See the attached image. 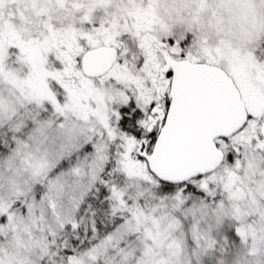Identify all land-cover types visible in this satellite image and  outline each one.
Instances as JSON below:
<instances>
[{
  "label": "snow or ice",
  "instance_id": "6c2138e0",
  "mask_svg": "<svg viewBox=\"0 0 264 264\" xmlns=\"http://www.w3.org/2000/svg\"><path fill=\"white\" fill-rule=\"evenodd\" d=\"M209 3L100 4L103 15L94 18V33L107 62L95 75L85 71L79 87L69 76L49 77L50 90L36 91L37 69L25 63L19 70L29 60L24 46L10 48L8 59L0 45V181L18 145L29 137L58 143L56 171L68 178L69 195L62 203L49 199L43 184L36 185L34 200L44 201L54 220L40 264H125L123 248L102 259L97 249L137 219L133 193L143 195L133 183L137 179L179 209L190 232L191 264H264V236L248 237L235 205L228 203L241 170L264 167V111H249L242 126L216 136L233 94L217 66L203 59L227 53L232 84L240 77L248 86L243 76L248 65L264 75V0L240 5L250 23L234 41L213 38L216 21L206 11ZM96 7L92 0H51V5L44 0L41 18L46 23L55 8L87 22ZM77 60L85 69L86 54ZM55 66L72 72L67 61ZM32 205L28 196L11 207L0 201V228L17 210L30 213ZM0 264L14 262L0 252Z\"/></svg>",
  "mask_w": 264,
  "mask_h": 264
},
{
  "label": "rangeland",
  "instance_id": "374dc122",
  "mask_svg": "<svg viewBox=\"0 0 264 264\" xmlns=\"http://www.w3.org/2000/svg\"><path fill=\"white\" fill-rule=\"evenodd\" d=\"M92 2L97 4V7L89 14L87 22L79 20L75 14L68 16L62 10L53 8L51 16L45 23L41 18V8L44 5V0H7L0 7V45L5 46L8 59H11L10 48L17 47L19 44L24 46V49L28 52L29 60L21 62L19 70H24L25 63L37 69V78L32 83V87L36 91L45 92L50 90L49 77L64 79L65 76H69L73 85L79 87L76 82L83 75V72L78 66L77 57L81 53L86 54L89 52L86 45L92 46L91 50L99 48L100 41L94 33L95 23L93 20L103 15V10L99 5L111 3V0H92ZM244 2L245 0H211L206 11L216 21V24H214L216 30L212 34L213 38H228L234 41L239 33L247 28L250 21L240 8V5ZM48 4L51 5V0H48ZM89 24L91 27L87 26ZM203 59L208 60L210 64L214 63L217 70L226 76L229 83L234 86L239 94L247 113L249 111H264V75H261L254 65H248L243 69V76L248 85L245 87L240 77L236 78V84H232V77L229 76V72L232 71V61L227 53L220 52L216 56L203 57ZM57 60L61 63L67 61L72 68V72L68 73L63 69L56 68L55 61ZM220 65L224 67L221 68ZM85 78L87 79V77ZM89 83L91 84L92 81L89 80ZM18 152L21 157L27 155L31 164L30 170L24 172L20 178L21 188H25L24 185L27 182L28 175L31 178L35 177L33 179L35 181L45 180L47 178L45 176L46 166L51 167L52 171L51 169L50 171L53 176L57 174L55 170L61 158V153L58 143L51 137L48 139L29 137L18 145ZM21 171L23 172V169ZM241 171L242 175L232 185L231 193H229L234 199L228 201V203L235 205L237 218L244 226L247 236L256 239L264 236V167L256 170L245 167ZM138 180L133 183L139 185V191L143 192V195L133 193L132 210L137 217H139L140 209H143L146 214H151L152 219L148 220L147 224L152 228L153 236L156 239L146 237V230L143 224L140 223L144 217H139V220H133L132 226L126 228L122 235H118L112 240L115 247L110 248L107 255L111 256L118 252L120 250V239H124L127 245L135 247L132 249L134 253L147 258L146 264H156V260L161 257L151 259L150 256L145 255L146 248L148 245H152L153 248L159 251V241L163 240L164 235H167V233L157 236V232H163L164 228L169 224H173L176 227L169 229L172 236H169L165 241L161 256L164 258L165 264L188 263L187 260H182L192 254V244L187 227L178 218L174 222H168V219H170L169 207L173 208V205L168 201L154 200L156 201L153 204L154 206L146 202V197L153 198V194H151L153 190L149 189L146 181L139 180L138 183ZM218 180L221 186L225 182L221 174H218ZM67 188L69 189V185L63 184L61 178L57 177L54 180L53 191H68ZM150 207L155 211H151ZM138 223H140L139 231L135 230ZM157 224H159V229L156 227ZM4 238L0 234V240ZM174 238L179 243L178 250L176 248L168 249L167 247ZM33 259L37 258L33 257Z\"/></svg>",
  "mask_w": 264,
  "mask_h": 264
},
{
  "label": "clouds",
  "instance_id": "9594fccd",
  "mask_svg": "<svg viewBox=\"0 0 264 264\" xmlns=\"http://www.w3.org/2000/svg\"><path fill=\"white\" fill-rule=\"evenodd\" d=\"M30 155V154H29ZM19 160V162H17ZM31 164L28 160V156H20L17 151L16 155L12 157L10 161V166L7 169L10 170L3 173V183H0V191L3 195H0V201L11 207L15 204L16 200L20 198L21 195L27 196L28 192L31 191L29 188L25 191L20 186V178L23 176L24 172L30 170ZM23 169V172L21 171ZM140 182L139 180L137 181ZM69 192L64 190L49 191V199L55 197L57 203H62L67 201ZM15 197V199H12ZM33 205L28 215H23L17 210L10 217L9 225L4 228H0V234L5 238L0 240V252L5 255L10 256L14 264H39V259L42 253L46 250L47 235L52 231L54 226V220L49 208L44 204V201H35L34 196ZM155 209H152L154 211ZM139 217H144L140 223L143 224L146 230V237L153 236L152 228L147 224V221L152 219L151 214H146L143 209L139 210ZM139 217L137 219L139 220ZM140 223L137 224L136 229L139 231ZM159 229V224L156 225ZM176 226L169 224L163 229V232L158 231L157 236L164 235V239L159 241L160 250L153 248L152 245H148L145 251V255L150 256L151 259L156 257H161L156 260V264H165L164 258L161 256V252L164 250L163 245L167 241L169 236H172V232L169 229H174ZM146 243V240H145ZM115 247L112 241L106 242V244L99 249H97L99 258H103L108 254L109 249ZM168 249L176 248L179 249V243L174 238L171 243L167 245ZM175 254V253H174ZM36 257L37 259H33ZM170 260V258H169Z\"/></svg>",
  "mask_w": 264,
  "mask_h": 264
},
{
  "label": "trees",
  "instance_id": "16d2710c",
  "mask_svg": "<svg viewBox=\"0 0 264 264\" xmlns=\"http://www.w3.org/2000/svg\"><path fill=\"white\" fill-rule=\"evenodd\" d=\"M13 156H15V153H13L12 157H13ZM56 167H58V165H57ZM56 167H55V168H56ZM50 169H51L50 166H46V173H45V176H46L47 178H46L45 180L35 181V180H33L35 177L31 178V177L28 175L27 182H26V184L24 185V186H25L24 190L27 191L29 188L31 189V191L28 192V195H27V196L29 197L30 202H32V197L35 196L36 193H37L36 185H37L38 183L43 184L44 187L47 189L48 192H49V191H53L54 180L57 179V177L61 178V182H62L63 184H65V185L68 184V183L66 182L68 178H67L65 175H61L59 172H57V171L55 170V171L57 172V174H54V176H53V173L51 172L52 169H51V171H50ZM5 171H8L9 174H10L9 169H7L6 166H5V168H4V172H5ZM0 183H3V181H0ZM62 186H63V185H62ZM63 187H65V186H63ZM67 190H68V188H67ZM1 193H2V194H1ZM0 194L3 195V192L0 191ZM23 196H24V195H21L20 198L17 199V200H20ZM149 198H150V199H149ZM14 199H15V197H14ZM17 200H16V201H17ZM154 200H160V199H159L158 197H156L155 195H153V198H152V197H146V198H145V201H146V202H149L151 206H154L153 204L156 203V201H154ZM143 201H144V200H143ZM13 205H14V204H13ZM13 205H12V206H13ZM169 208H170V210H169V216H170L169 218H170V219H168V222H174V221H176L177 218H178V219L181 220L180 222H181L185 227H187L186 224H185V221L182 220V219L180 218V216L177 215V212L179 211V209H177V208H175V207H173V208H172V207H169ZM149 209L152 211L153 208L150 207ZM19 211H20V213L23 214V215H28V214H29V213L24 212L23 209H20ZM154 211H155V210H154ZM164 223H165V222H164ZM176 224H178V223H176ZM187 230H188V228H187ZM188 231H189V230H188ZM189 235H190V232H189ZM47 236H48V235H47ZM187 239H189V238H187ZM121 248L124 249V252L121 253V254L124 255V253H128V256H129V258L125 261V264H140V263H142V264H146V263H147V262H146V259H147V258H146V257H142V256H140V255L137 254V253H134L132 249L135 248V247H131L130 245H127V244L124 242V239H120V249H121ZM118 251H119V250H118ZM190 257H191V256H190ZM190 257H184L182 260H187L188 263H186V264H191ZM39 264H40V259H39Z\"/></svg>",
  "mask_w": 264,
  "mask_h": 264
},
{
  "label": "water",
  "instance_id": "95a60500",
  "mask_svg": "<svg viewBox=\"0 0 264 264\" xmlns=\"http://www.w3.org/2000/svg\"><path fill=\"white\" fill-rule=\"evenodd\" d=\"M112 54L115 55L114 49ZM86 56L87 66L85 69H82V72L84 73L85 71H87L89 76L95 75L97 71L101 69L107 62V52L105 49H102L100 47L87 52ZM219 72L222 76L226 78V76L221 71ZM229 84L231 85V83ZM231 91L233 94V103L231 105L230 113L226 120L216 126V136H219L221 134H228L229 132H234L237 128L242 126L245 120L247 119V111L233 85H231Z\"/></svg>",
  "mask_w": 264,
  "mask_h": 264
},
{
  "label": "flooded vegetation",
  "instance_id": "af4514ba",
  "mask_svg": "<svg viewBox=\"0 0 264 264\" xmlns=\"http://www.w3.org/2000/svg\"><path fill=\"white\" fill-rule=\"evenodd\" d=\"M7 2V0H3V4H5Z\"/></svg>",
  "mask_w": 264,
  "mask_h": 264
}]
</instances>
